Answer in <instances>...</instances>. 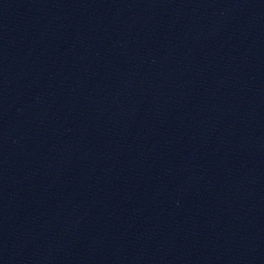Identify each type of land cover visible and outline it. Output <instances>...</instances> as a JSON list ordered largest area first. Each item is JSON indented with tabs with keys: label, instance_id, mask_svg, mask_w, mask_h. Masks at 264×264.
Returning <instances> with one entry per match:
<instances>
[{
	"label": "water",
	"instance_id": "1",
	"mask_svg": "<svg viewBox=\"0 0 264 264\" xmlns=\"http://www.w3.org/2000/svg\"><path fill=\"white\" fill-rule=\"evenodd\" d=\"M0 264H264V0H0Z\"/></svg>",
	"mask_w": 264,
	"mask_h": 264
}]
</instances>
